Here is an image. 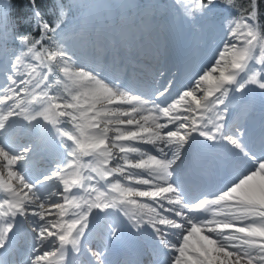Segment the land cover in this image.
<instances>
[{
  "label": "snow or ice",
  "instance_id": "obj_1",
  "mask_svg": "<svg viewBox=\"0 0 264 264\" xmlns=\"http://www.w3.org/2000/svg\"><path fill=\"white\" fill-rule=\"evenodd\" d=\"M11 15L0 0V264L17 229L29 224L23 264H264V12L248 0L236 16H217L216 0H173L168 9L193 39L219 35L209 64L181 88L162 80L150 94L117 76L130 21L118 40H87V63L70 41L84 33L64 5L48 20ZM233 5V0H227ZM137 24L164 36L173 22L157 3L135 5ZM219 28V32H218ZM9 43L12 50L9 52ZM173 89L176 95L173 96ZM260 97L258 126L230 123L234 102ZM54 144L58 156L30 165ZM211 153L216 184L199 168L182 175L194 150ZM123 216L134 238L124 260L90 243L92 218ZM107 246L105 245V248Z\"/></svg>",
  "mask_w": 264,
  "mask_h": 264
},
{
  "label": "rangeland",
  "instance_id": "obj_2",
  "mask_svg": "<svg viewBox=\"0 0 264 264\" xmlns=\"http://www.w3.org/2000/svg\"><path fill=\"white\" fill-rule=\"evenodd\" d=\"M154 1L156 3V0H154ZM147 3H148V0H139L137 5H142V4H147ZM159 5H161L162 7L159 10H157L158 14L163 12V13H167L170 16V18H174L173 22L165 30L164 36L158 35L156 31H151V32L144 31L143 29H141L138 26L137 20H136V23L130 24V37L135 39V40H130L129 41V46L121 48V55L123 56V58H122L123 61L131 69L132 74L135 75V78L134 77L132 78V76H129V78L130 79L132 78V79L130 81H128L127 85L131 86L132 89L134 88L136 92L145 91V92H147L149 94L152 91L147 87V84H151L153 87H155L156 84L158 83L157 78L159 77V74L163 71V70H161V67L163 66L164 61L166 60L164 56H162L160 59L155 57V54L158 53V48H157V41L158 40L162 41L163 49L172 40L174 41V43H176L175 48H174V45L173 46L171 45V47H170V48H172V51H173V53L171 55L173 56V54H174V57L178 53L180 54V52H182V47L186 51V53H183V56H182L183 60L182 61L185 62V64H184V67H185L184 72H187L188 75L185 78L180 79V83L182 84V86L179 85V87L181 89L194 76V71L197 70V64H200L199 61H201L202 59H204L206 57L203 62L209 63V58L213 55L212 50L215 49L217 44L219 43V39H218L219 35H217L215 37V39H213L211 35H203L199 39H193V37L189 34L187 29L182 24H180V22L177 21L176 17L172 13H170L168 10H164L162 3L161 4L159 3ZM164 11H166V12H164ZM135 12L138 15L136 7H135ZM216 12H217L218 19L221 20V21H223V19L225 17L234 16V15H231L228 12V10H226L224 8H221L219 6L217 7ZM117 21H118V24L116 26L112 27L109 32H100L99 33V35L101 37V43L102 44H106L109 41H115V40L119 39L120 31H121V17H120V15H117ZM176 23H178L180 25L177 28L175 27ZM218 32H219V28H218ZM93 38H94V36H93ZM216 42H217V44H216ZM204 43H207V44L203 45ZM189 44L191 45V47L192 46L194 47V50H191ZM187 46H188V49L190 51L188 53H187V50H186ZM198 46H200V47L198 48ZM140 48L141 49L142 48L145 49L147 52L149 51L150 56L152 57L153 60H154V57H155V60H154L155 64L158 65V70L155 71V74L153 73L155 75V77L154 78L152 77V80L150 81V83H149V79L148 78L137 76L138 75L137 71H139V70H137L136 65H140V63L142 64L143 60H145V63L149 62L147 64L148 68L155 69L157 67L151 65L150 61H146L148 58H145V57H144V59H142V61H139V63H138L137 60L139 58L136 55H137L138 51L140 50ZM90 51H91V46H90V43H89V44H87L85 46V48H82L81 51L77 52V54L79 56H81V58L86 63V61L89 60V55L88 54L90 53ZM163 51H165V49ZM190 56H192V57H190ZM169 58L171 59L170 55H169ZM126 65H124V67ZM201 65L202 64H200L198 66V68ZM198 71L201 72L202 68H201V70H198ZM156 72H158V73H156ZM108 73H110V74H108ZM105 74L108 75L109 77H111L113 75L114 76L118 75V77H119V79L121 81L125 80V78L123 77V71H121L120 69H118L116 71H113V70L109 69ZM153 87L150 86V88H153ZM258 92H259V90L257 89V90H255L254 93H258ZM175 95H176V92L173 93L174 97H175ZM257 101L260 103V97H259V99H257ZM246 102H245V104L247 105V107H245L244 105H240L239 103L234 102L238 107L232 106V111H233V109L236 110V108H238V110H240L241 116H240V119L238 121H233L231 123H236V122H240L241 121V123L247 122L249 127L258 126L259 109L257 110V112H254L253 114H251V110L254 108L252 106L253 102H252L250 97H248V100ZM235 110H234L233 113L237 114L235 112ZM44 153H46V154L39 155V157H36L35 159L37 161L40 160V159H43V158H47V160H49L48 157L50 155H52L53 153H55V155H58L57 149H56L54 144H51L49 146L48 150L45 151ZM33 162L30 165V171L32 172V174L34 172L38 171L37 164H36L37 162L35 164ZM2 195H3V193L0 192V196H2ZM95 217H99V216L98 215L94 216V219H96ZM119 218L120 217H117V216H104L102 214L98 218L99 222L96 224V229L94 231V234L97 233L99 235V237L104 241L105 240L106 225H108L109 223H112L114 221L118 222ZM22 227L30 230L29 235H23L21 237V240L17 241L15 246L24 248V245H21V243H22L23 240H25V241H27L30 244L27 247V249L29 251H31V245L33 243V235L34 234L32 233V229H31V226L29 224H24V225H22ZM17 231H18V229H17ZM100 238L97 239V240H99L98 242L101 241ZM93 248H97V247L93 246ZM99 248H101V250H102L103 247H99ZM15 254H16V251H14V249H13L11 254L6 256L5 259L9 261V264H11L12 260L17 261V260L20 259L21 261L19 262V264H23L24 254H22L19 258H17V256Z\"/></svg>",
  "mask_w": 264,
  "mask_h": 264
},
{
  "label": "trees",
  "instance_id": "obj_3",
  "mask_svg": "<svg viewBox=\"0 0 264 264\" xmlns=\"http://www.w3.org/2000/svg\"><path fill=\"white\" fill-rule=\"evenodd\" d=\"M139 0H37V7L48 20H54L57 14L56 5L62 3L64 11L69 13L73 21H79L80 27L84 29V33L78 34L71 41V47L74 51H78L77 44L85 47L89 42L87 35L92 36L100 32H109L113 26L118 24L117 15L128 18L130 24L136 23L137 14L135 5ZM5 4L9 0H3ZM173 0H156L157 4H163V9L168 10L174 16V10L168 9L167 6L172 4ZM217 5L228 10L231 15H237V9L247 6L248 0H233V5H228L227 0H216ZM148 3H155L154 0H148ZM261 11L264 12V0H259ZM32 6L29 0H11V15L13 18H21L31 13ZM166 12V11H164ZM177 21L179 18L176 17ZM181 24V23H180ZM180 25L176 23L175 27ZM178 34V33H177ZM12 50L9 43L8 51Z\"/></svg>",
  "mask_w": 264,
  "mask_h": 264
},
{
  "label": "bare ground",
  "instance_id": "obj_4",
  "mask_svg": "<svg viewBox=\"0 0 264 264\" xmlns=\"http://www.w3.org/2000/svg\"><path fill=\"white\" fill-rule=\"evenodd\" d=\"M219 39V38H218ZM118 40V39H117ZM207 43H204L203 45H206ZM216 44H217V42H216ZM171 45L173 46L174 45V48H175V46H176V43H174V41L172 40L168 45H166L165 46V51H163L164 49H163V43H162V41L161 40H158L157 41V48H158V53H156L155 54V57L156 58H161L162 56H164L165 57V61H164V64H163V66L161 67V70H163L161 73H164L169 79H175V81H176V87L178 88L179 87V84H178V79H179V72H180V70H181V65H182V56H183V53H186V51L183 49V47H182V52H180V54L178 53L175 57H174V54H173V56L171 55L172 53H173V51H172V48H170L171 47ZM189 46H190V48H191V50H194V47L192 46L191 47V45L189 44ZM200 46H198V48H199ZM214 48V47H213ZM186 50H187V53L188 52H190L189 51V49H188V46L186 47ZM210 51V50H209ZM164 54V55H163ZM169 55L171 56V59L169 58ZM139 59H138V63H139V60H141L142 61V59H144V57L146 58H148L146 61H150V64L151 65H153V66H155V67H158V65H156L155 64V57H154V60L152 59V57L150 56V53H149V51L147 52L145 49H141L140 48V50L138 51V53H137V55H136ZM190 57H192V56H190ZM206 58V57H205ZM204 58V59H205ZM204 59H202L201 61H199V63L200 64H202L199 68H198V66L200 65V64H197V70L196 71H194V75L196 74V73H198L199 71L198 70H201V68L203 69L204 68V66L205 65H208L209 63H207V62H203L204 61ZM189 61V60H188ZM88 61H86V63H87ZM143 62L144 63H142L141 65H136V67H137V70H139V75L138 76H140V77H144V78H148L149 79V83H150V81L152 80V77L154 76V74H155V69H152V68H148V66H147V64L149 63V62H146L145 63V60H143ZM196 62V61H195ZM137 63V62H136ZM135 63V64H136ZM174 63H176V65L173 67V65H174ZM183 63H185V62H183ZM124 65H126V63L123 61V59H122V57H121V63H120V65H119V69L121 70V71H123V77L125 78V80H123V82L125 83V84H128V81H130L133 77L135 78V75L134 74H132V72H131V69L126 65L125 67H124ZM188 67V66H187ZM195 67V66H194ZM193 68V67H192ZM160 69V68H159ZM174 70V71H173ZM190 70V69H189ZM159 72V71H158ZM158 72H156V73H158ZM154 73V74H153ZM108 74H110V73H108ZM191 74V73H190ZM114 76V75H113ZM129 76H132V78L130 79L129 78ZM117 77H118V75H117ZM134 80V79H133ZM157 80H158V83L156 84V87H158L159 86V84H160V82H161V80H162V77H161V75L159 74V77L157 78ZM150 86L151 87H153L151 84H147V87L151 90V91H153L154 90V88L155 87H153V88H150ZM180 88V87H179ZM257 90V89H256ZM176 92V89H173V93H175ZM250 98H251V100H252V102H253V109L251 110V114H253L254 112H257V110L259 109V105H260V103L257 101V99H259V96H257V94L256 93H251L250 94V96H249ZM247 103V102H246ZM233 106L234 107H238L235 103L233 104ZM234 110L235 109H233V111H232V118H231V120H230V123L231 122H233V121H238L239 119H240V116H241V113H240V110H238V108H236V110H235V112L237 113V114H234L233 112H234ZM250 110V109H249ZM248 110V111H249ZM242 118V117H241ZM241 122V121H240ZM252 124V123H251ZM207 155V157H208V159H209V161L212 159V156H211V153L209 152V153H205V152H202V151H200V150H194L192 153H190L189 154V156H188V158H187V160H186V163H185V166H184V171L182 172V175H184V176H186V177H188V176H190L191 175V172H192V170H193V168H199L200 169V173H201V175L202 176H204V178L209 182V183H213V184H216L217 182H218V178H216V177H214L213 175H212V172H211V169H210V167H209V165L208 164H203L202 162L204 161V159H205V156ZM55 157L54 156H52V155H50L49 156V159L50 160H52V159H54ZM100 215V214H99ZM120 220H123L124 221V223L125 224H127V220H126V218H124L123 216H120V218H119V221ZM118 221V222H119ZM21 228V227H20ZM18 234H20V235H27L28 234V231H25V232H23V231H17V234H16V236H18ZM122 234H125V235H129V236H131L129 233H128V231H127V229L125 228V229H123V233ZM127 235V236H128ZM132 237V236H131ZM133 240H134V238L132 237V240H131V242H130V244H128L127 245V251L126 252H130V249H131V245H132V243H133ZM123 241H125L126 243L128 242V240L126 241V240H123ZM111 243V239L109 238V239H107L106 241H105V245L107 246L106 248H108V246H109V244ZM119 247H121V245H119V246H116L115 247V251L119 248ZM114 251V252H115ZM127 253V254H128Z\"/></svg>",
  "mask_w": 264,
  "mask_h": 264
}]
</instances>
